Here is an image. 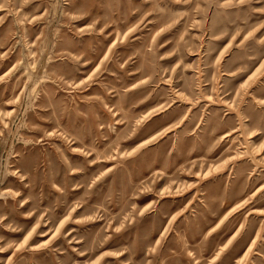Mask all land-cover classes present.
Here are the masks:
<instances>
[{"label":"rangeland","instance_id":"obj_1","mask_svg":"<svg viewBox=\"0 0 264 264\" xmlns=\"http://www.w3.org/2000/svg\"><path fill=\"white\" fill-rule=\"evenodd\" d=\"M0 264H264V0H0Z\"/></svg>","mask_w":264,"mask_h":264}]
</instances>
